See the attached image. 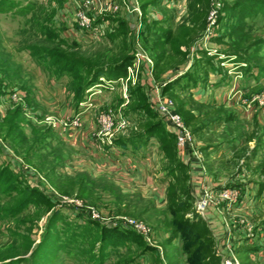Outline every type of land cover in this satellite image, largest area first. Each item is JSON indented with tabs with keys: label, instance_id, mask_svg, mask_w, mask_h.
<instances>
[{
	"label": "rangeland",
	"instance_id": "obj_1",
	"mask_svg": "<svg viewBox=\"0 0 264 264\" xmlns=\"http://www.w3.org/2000/svg\"><path fill=\"white\" fill-rule=\"evenodd\" d=\"M131 2L108 7L123 22L111 34L72 32L76 0L0 4V262L221 264L223 241L203 244L197 232L213 213L229 225L239 264H264V251L244 244L264 245V0H207L200 28L195 0ZM127 56L130 69L86 86L80 68L53 66ZM162 102L191 123L190 149L168 130ZM123 139L139 144L129 148L140 161L151 146L143 177L128 160H106ZM196 164L210 186L238 190V205L215 197L195 212ZM171 195L190 200L191 227H180Z\"/></svg>",
	"mask_w": 264,
	"mask_h": 264
},
{
	"label": "built area",
	"instance_id": "obj_2",
	"mask_svg": "<svg viewBox=\"0 0 264 264\" xmlns=\"http://www.w3.org/2000/svg\"><path fill=\"white\" fill-rule=\"evenodd\" d=\"M85 1H87V3H90L94 0H85ZM109 3L108 6L111 7V4L115 2L110 1ZM134 10H138V8L134 6ZM73 17H74L73 18L74 24H72L70 28L72 32L75 33H77L78 31L81 33L98 32L99 34H102L103 31L101 25H99L98 27L93 25V17L84 9L79 8L78 10H76ZM127 68L130 69L129 66ZM101 80L104 79L101 78ZM106 82H107V86L109 87L115 83L110 80ZM101 85L102 84H97V86H101ZM79 105L83 109H87L89 106L92 105V103L91 102L86 103L84 101H81L79 102ZM161 107L164 110L167 118L166 120L168 123L167 126L168 130L175 135L177 145L180 146L181 148H184L185 150L190 149L193 144V137L190 132V129L184 124V122L182 121V119L178 114H176L174 111H170L166 109L165 102L161 103ZM79 120H80L79 117L76 116L73 119L72 124L79 125ZM118 151L119 149L117 148L116 145L112 144L109 146V153L111 152L112 155L116 154ZM194 168L196 170L195 179H194V187H195L194 194H196L198 199L196 200L195 203V208H194L195 212L204 213L207 209L214 207L216 205V202L214 200L216 199L215 197H218V199L223 201L228 209H233L231 208L233 205H238L236 203L239 195L238 190H236L235 188H221V187H217L215 189L214 187L209 185L207 178L203 173L202 167L196 164ZM228 226L229 225L227 224L226 225L224 224L223 226V228L225 229V233L227 234L229 233ZM227 234H224L223 242L220 244L223 254L221 264H239L237 257L233 252V250L235 249L234 248L235 238Z\"/></svg>",
	"mask_w": 264,
	"mask_h": 264
},
{
	"label": "trees",
	"instance_id": "obj_3",
	"mask_svg": "<svg viewBox=\"0 0 264 264\" xmlns=\"http://www.w3.org/2000/svg\"><path fill=\"white\" fill-rule=\"evenodd\" d=\"M7 0H0V4H2L3 2H5ZM140 1V5H141V9L144 10V8L146 7L145 5L150 2L151 0H139ZM153 1V0H152ZM196 3H199L203 9H201L200 11H198L195 14V21L196 22H200L199 28L202 24V20L206 14V4H207V0H195ZM120 25L118 26L117 29H121V25L123 24L122 21L119 20ZM122 23V24H121ZM197 30H194L193 33L195 34ZM53 35V32H51ZM113 33H117L113 32ZM111 34V33H110ZM130 57H124L122 58L119 62L114 63L112 65H97V66H92L89 65L87 63H85V61H83L82 59L79 58H67V61L65 62H61V61H55L53 66H57L59 67V74H70L72 73L75 69L80 68L82 73L79 72L78 75H89L87 80L85 81V86L86 85H90L93 84L97 81L98 77L101 75H104L105 72L108 73L107 76H111V77H117L120 76L121 74H123L125 72L126 67L129 65L130 62ZM69 63V64H67ZM67 64V65H66ZM82 99V96L79 95L78 96V101H80ZM186 125H190L191 123L186 120L185 121ZM152 127V126H150ZM144 133H146V136H148L147 138L152 137L154 134H156V131L152 130L151 128H148L144 131ZM132 140V139H131ZM130 139H126V140H119L117 145H120L122 147H128L129 145L132 147H136L139 144L135 143L134 141H131ZM172 203L170 204V210L173 213H180V219L178 221L180 227H191V220L189 218L184 217L186 215V213L190 212L192 210V204L189 201H185V202H177L178 198H176L175 196L171 195L170 197ZM30 199L29 197L24 198L19 205H17V207L20 209V207H25L27 205H29ZM17 208V209H18ZM201 223H203L202 221H200ZM199 235H200V239L203 241V244L205 242V244H212L213 240L211 238V234L208 230V228L205 226L204 228H201L199 231ZM203 237V238H202ZM208 253L207 250H205V253ZM0 264H6L5 261L0 262Z\"/></svg>",
	"mask_w": 264,
	"mask_h": 264
},
{
	"label": "crops",
	"instance_id": "obj_4",
	"mask_svg": "<svg viewBox=\"0 0 264 264\" xmlns=\"http://www.w3.org/2000/svg\"><path fill=\"white\" fill-rule=\"evenodd\" d=\"M76 1H79L78 6H82V8L87 11L92 17H93V25H95L96 27H98L99 25H101L102 27V34L103 33H113L114 30H116L118 28V23L117 21H119L116 17L114 16H111V15H108V12L109 11V6H106L108 4V2L110 0H94L90 3H87V1L85 0H76ZM111 1H114L115 3H120L122 0H111ZM135 1V0H132V2ZM138 2V4H140V1L139 0H136ZM129 2V0H128ZM131 2V3H132ZM109 7V8H108ZM79 8V7H78ZM105 8H108V9H105ZM132 19H135L132 12H128L127 13V16L125 18H123V21L124 22H127V23H131L132 22ZM114 22H116V25H114ZM90 115V113H88L86 116ZM87 118H81V121L82 122H85L87 123L88 120H86ZM90 125V123H89ZM91 143L88 142L86 145V147H91L92 148V151L95 150L94 147H92V145H90ZM93 144V143H92ZM117 148L119 149V151L112 155V153L110 152H106L110 155L109 158H106V160L108 159V161H110V163H114L115 161H124L125 160H128L129 162V165L130 163L133 165L132 169L130 170L132 172V174H135L136 177H138L139 175H142V177L144 176L143 172H145L144 170H142V172H139L140 169L143 168V166H147L150 164L151 160H152V157H153V154L150 153V150L151 149V146L150 147H147V157L145 156V159H142L141 161L138 160V158L134 159L131 155H130V152L131 154L134 155L133 151L135 153H137L139 150H132L131 148L128 147H122L120 145H116ZM132 147V146H131ZM131 149V150H129ZM91 151V150H90ZM100 152V151H99ZM143 153V152H142ZM129 154V156H128ZM137 154H141V151H139V153ZM135 154V155H137ZM134 155V156H135ZM129 157H131V159H129ZM144 160V161H143ZM144 165H143V164ZM117 164V163H114V165ZM192 169V168H191ZM195 174L196 172L194 170H192ZM205 225L208 227V229L210 230V233L212 235V237L214 238V240L216 242H219V240L223 241V236H224V230H223V226L221 225L220 223V220H218L217 217L214 216V214H210V217L209 219H207V221L205 222ZM240 243V242H237V244ZM245 244V248H247V250L250 248H252L251 250H248L246 251L247 254H251V252L253 250L256 251V253H259V252H263L264 250V245H262V242H260L259 240L255 242L254 244V241L252 239H246V242L244 243ZM253 244V245H252ZM251 245V246H250ZM261 245V246H260ZM237 246H234V248H236Z\"/></svg>",
	"mask_w": 264,
	"mask_h": 264
}]
</instances>
